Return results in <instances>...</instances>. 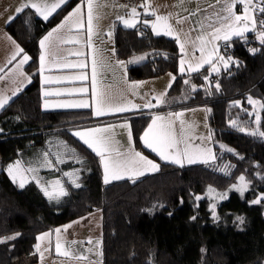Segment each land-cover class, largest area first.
Returning <instances> with one entry per match:
<instances>
[{
  "label": "trees",
  "instance_id": "16d2710c",
  "mask_svg": "<svg viewBox=\"0 0 264 264\" xmlns=\"http://www.w3.org/2000/svg\"><path fill=\"white\" fill-rule=\"evenodd\" d=\"M80 1L68 0L48 20L27 7L6 24L8 34L30 57L24 67L31 80L0 109V238L20 234L0 243V264H27L38 233L93 210L101 212V264H264V203H252L258 193H264V138L240 131L246 129L244 119L253 118L254 106L247 98L264 102V44L258 39L264 29L258 24L256 32L247 35V42L236 38L224 46L223 55L238 64L216 75L207 76L202 70L185 77L178 72L180 50L174 38L156 36L141 24L128 29L117 24L114 50L118 59L126 61L130 80L177 74L159 111L200 105L209 109L215 160L178 166L147 151L157 158L159 171L105 184L97 154L71 132L77 125L99 121L91 110L41 107L38 41ZM255 16L257 21L264 20L258 11ZM253 48L255 53L249 51ZM259 115V130L264 131V108L260 106ZM148 117L131 119L138 146ZM53 135L72 151L59 152L63 160H56L57 154L46 146ZM39 152L44 157L48 154L39 164L43 166L41 177L19 187L9 176L8 165L35 157L38 162ZM73 154L79 159H69ZM239 175L249 182L247 192L231 191L219 203V219L214 221L205 191L210 185L225 189ZM55 181L68 193L59 200L49 199L43 191ZM77 181L80 187L73 186Z\"/></svg>",
  "mask_w": 264,
  "mask_h": 264
},
{
  "label": "crops",
  "instance_id": "0c3cea01",
  "mask_svg": "<svg viewBox=\"0 0 264 264\" xmlns=\"http://www.w3.org/2000/svg\"><path fill=\"white\" fill-rule=\"evenodd\" d=\"M42 2L43 0H0V69H3V71L0 72V77H3V79H0V97L11 96L12 99L17 94H19L20 91L26 87L31 80L30 74L24 67L28 62L23 64L20 68L17 67L19 61L22 59L23 54L25 53H21L20 55L16 56L15 60L12 59V56L17 52V45L20 48L21 46L10 34H8L6 30V24L9 21V17L16 16V9L18 7H23V5L26 3L30 4ZM47 2L52 3L53 0H47ZM146 2L150 6V10L147 12L144 7H141V5L145 4ZM254 4L257 5L256 1H254ZM78 5L82 9L80 17V23L82 26L75 27L73 22L76 21L77 18L73 17L72 20L66 23L63 28H60L58 31L53 33L52 37L46 41V47L42 49L40 46V40L54 28H57V26L60 25L62 21H64L65 17L68 16L69 12H72L73 9H75ZM132 7L137 8V11L140 14L138 17L140 21H154L155 15L152 14V10H154L156 15L168 17L167 23L172 27V35L164 34L165 30L163 28L160 29L161 34L156 35L152 31L150 25L146 26L142 22L138 23L137 26L139 24L144 25L145 27L149 28V30L156 36H165L167 38L175 39L178 49L180 50V56L178 59V72L180 75H184L186 77L202 70H206V75L209 76L219 74L222 70H224L222 64L217 63V67L220 68L219 72H212L211 66L209 64H204L199 69V71L189 72L186 70L183 73L179 71L180 61L182 58L185 60L186 69L189 63L195 67L201 61V43L199 40H197V37L204 36L205 39L210 40V34L212 33L213 28L220 27L222 23L217 14L227 15V13L224 11L225 5L222 2L218 3V0H93V27L90 41L88 32L87 0H82L73 6L72 10L64 15L58 24L50 27V29L45 32V34L41 36L38 41L39 59L37 71L42 97L41 107L44 110L90 109L91 113L94 114L92 115L93 118L99 121L85 125H77V127L72 128L71 131L77 132L99 128L105 130L103 131V135L99 137L107 138L110 141L111 147L115 149V151L111 153L114 160L123 158L117 156V152L126 154L129 152V149H134L135 151L146 156L148 159L159 164L157 158L149 155L147 151H151L159 159L160 157L151 149L147 148L141 140V137L148 128L149 124L152 123L154 117L164 118L163 121H158V123L167 124L171 122V131L173 132L174 136L177 135V137L179 136V138H181L177 139V144H180L178 150H184V148H187L190 154H192L195 158H200L201 149L211 150L210 142L213 141L212 131L210 134V141L208 138L209 143L204 142L202 145H198L193 141L194 138H190L184 142V135L181 133H176L177 127H179L180 130L183 128L181 127L182 125L180 122L181 116H177L176 114L180 112L179 110L184 109L165 111H159L158 109L161 103H157V98L160 97L161 94H165L163 97L165 100L167 92L171 88L169 87V84L171 83L172 86L174 82L171 77L174 76L176 78L177 74L165 72L164 74L154 76L153 78L130 80L127 74L126 61L120 58L118 59L116 56L113 41L115 32L114 28L117 24H120V26L125 29L129 28L125 27L121 21L116 19V17L118 15H124L125 18H128V13ZM31 9L35 11L38 17L43 18V16L37 13L34 8ZM234 12L236 14H242L243 6L237 4ZM256 30L246 33V36L251 33H255ZM177 37L179 42L177 41ZM233 39H236V37H233ZM181 43L184 45L183 52L181 51L180 47ZM215 43L219 46L218 54L224 56V46H226L229 42L220 40L216 41ZM212 47L213 44L211 43L207 45L208 49ZM42 52L46 53L43 72L40 71V56ZM77 53H80V55H77ZM207 56L208 51L206 49L203 53V58H207ZM94 62L96 91L103 94L104 101V114L100 116L95 115L97 103L93 97ZM81 63L84 64V67L82 68L63 67V65H79ZM21 72L23 75L20 74ZM80 76H83L84 79H77V77ZM46 77H51L53 79L50 82L45 83ZM18 87H20L21 90L17 92L15 96H12V92ZM78 89H86L87 91H76ZM45 92L50 93V95L45 96ZM56 93H59V95ZM79 101L86 102L88 107L52 106L58 102ZM46 103L49 105V107H45ZM146 104H151L152 107H144ZM132 105H138L139 107L134 108ZM115 107H126L127 111L119 112L109 110L110 108ZM143 114H149V119L139 137L141 146H138L132 137L131 119L134 116H140ZM166 120L167 122H165ZM121 123L124 125H129L131 130V139H129V128H125L126 132H121V130H119V125H121ZM61 140L62 139L59 136L55 135L54 137H51L47 140L46 146L47 148L50 147V150H52L54 154L58 155V150L60 148L57 147V145L61 143ZM63 146L66 145L63 144ZM213 151L215 150L213 149ZM93 152L96 153L95 151ZM98 158L99 164H101L102 179L104 181L103 165L101 163L100 156H98ZM201 159L199 160L201 161ZM208 161L210 160L208 159ZM210 162L212 163V161ZM201 163L197 162L193 164ZM152 173L154 172H146L144 175L138 177H124L123 179L119 180H135L145 176L146 174ZM113 181L116 180H111L109 183ZM88 214L91 215L90 213ZM77 219L78 218H75L70 220L69 223L59 225L58 227L38 233L37 237L44 233H49L50 235L42 240H37L36 238L35 246L39 244V251H37V248L35 247L34 252L27 258L26 263L101 264V212L98 215L99 229H97L93 235H75L67 233L68 228L65 230V226L73 224V222H75L74 224H77ZM58 228L61 229V232L59 233V240L62 244L61 253H57L56 251L57 233L55 230ZM89 240H91V243H89ZM73 241H75V243H70ZM97 241H100V243L97 244ZM65 250H67L70 255H63L62 253Z\"/></svg>",
  "mask_w": 264,
  "mask_h": 264
},
{
  "label": "snow or ice",
  "instance_id": "6c2138e0",
  "mask_svg": "<svg viewBox=\"0 0 264 264\" xmlns=\"http://www.w3.org/2000/svg\"><path fill=\"white\" fill-rule=\"evenodd\" d=\"M223 3L225 5L224 11L227 13V15H220L217 14L218 18L222 21L220 27L213 28L211 35V39H205L204 36L197 37V40L201 43L200 51L202 53V59L201 61L194 67L192 64L187 65V69L185 68V60L182 58L180 61V69L179 71L181 73L185 72L186 70L189 72L199 71V69L204 64H209L211 66L212 72H219L220 68L217 67V63L222 64L223 68L227 70L231 64H238V61H235L233 57L228 56H221L218 54V45L215 43L216 41L223 40L225 42H230L233 37L238 38L239 40L247 42V36L246 33L250 31H255L257 29V25L259 24L260 28L264 29V20L257 21L255 13L258 11L261 14H264V0H259V5L254 4V0H218V3ZM67 3V0H53L52 3H48L47 0H43L42 3H30V4H24L23 7H18L16 9L17 14L23 11V8L31 7L36 10L37 13H39L45 20H48L50 16L53 15L58 9H60L63 5ZM237 4H240L243 6V13L242 14H236L234 12V9ZM87 6H88V32H89V41L91 38L92 33V27H93V0H87ZM141 7H144L146 12L150 10V6L147 4V2ZM82 9L78 5L75 9H73L72 12H69L68 16L65 17L64 21L61 22L60 25L57 26V28H54L51 32H49L45 37H43L40 40V46L42 49L46 47V41H48L54 32L58 31L60 28H63L66 23H68L70 20H72L73 17H76V21H74L75 27H81L82 24L80 23V17H81ZM152 14L155 15V20H143L140 21L138 19L139 12L137 11L136 7H132L130 12L128 13V18H125L124 15H118L116 17L117 20L121 21L125 27L129 28H135L138 23L142 22L146 26L150 25L152 28V31L156 35H160L161 31L160 29L163 28L165 30L164 34L172 35V27L170 24L167 23L168 17L156 15L154 10H152ZM13 19H15V16L9 17V21L11 22ZM258 39L262 44H264V30L259 31L258 33ZM177 41L179 42V39L177 37ZM211 43L213 44V47L208 49L207 45ZM181 51H184V45L183 43L180 44ZM207 49L208 56L207 58H203V53ZM250 52L255 53L257 49H249ZM23 53V49L20 48L17 45V52L12 56V59L15 60L16 56ZM77 55H80V53H77ZM46 58V53L42 52L40 56L41 61V69L40 71H44V62ZM140 60H143L144 57L138 58ZM30 60V57L27 54H23L22 59L19 61V64L17 65L18 68L22 67L23 64L27 63ZM123 63V62H120ZM63 67H84V64L79 65H63ZM3 69H0V72H2ZM23 75V73H20ZM0 79H3V77H0ZM51 77L45 78V83H48L52 80ZM58 79V78H57ZM77 79H84L83 76L77 77ZM171 79L174 81L175 77H171ZM207 79V77H205ZM142 83V82H138ZM184 83H188V81H184ZM169 87H171V83L169 84ZM195 86H193L194 88ZM216 88L219 89V84H216ZM21 90L20 87L16 88L12 92V96H15L17 92ZM76 91L85 92L86 89H78ZM59 95V93H56ZM50 95V93L45 92V96ZM164 95L161 94L160 97L157 98V103H164ZM93 97L96 100L97 103V109L95 112V115L100 116L104 114L103 109V94L98 93L96 91L95 87V62L93 63ZM248 103L252 104L254 106L253 111H255V106L258 104L261 108H264V102L260 101H254L251 96L248 98ZM11 100V96H4L0 97V109L4 108L5 105L9 103ZM236 104H239V101L235 102ZM53 107H88V104L84 101L79 102H58ZM45 107H49V105L46 103ZM132 107H139L138 105H132ZM144 107H152L151 104H146ZM109 110L112 111H127L126 107H115L110 108ZM171 115V114H170ZM177 116H180V113L176 114ZM163 117H154L151 124H149L148 128L145 130L143 136L141 137V140L143 141L144 145L151 149L153 152H155L161 160L166 162L175 163L178 165L183 166L184 163L193 164L197 163L198 159L195 158L192 154L189 153L188 149L185 148L183 152L177 150L176 152L172 153L169 151V149L175 148L178 141L176 140L173 132L171 131L172 124L171 122L165 124V123H158V121H163ZM260 115L256 114V123L259 125L260 123ZM235 127L236 122L232 121L230 122ZM125 128H129V125L125 124L123 125ZM105 131L103 129H90L86 131H77L74 133L75 136L79 137L80 140L84 142L89 148H91L93 151L96 152L98 156L101 158V163L103 165L104 169V183L107 184L111 180H119L123 179L124 176H130V177H138L144 175L146 172H156L159 171L160 165L158 163H155L153 160L148 159L146 156L142 155L140 152L135 151L134 149H129V152L126 154H122L117 152L116 155L123 157L122 159H113L111 153L115 151L111 147L110 141L107 138L103 137H97L94 134L98 132ZM240 131H248V134L254 135V136H260L264 138V131H260L259 127H257L254 130H247L245 128H240ZM210 138V137H209ZM129 139H131V130L129 128ZM229 151H232L229 149ZM107 153V155H106ZM47 153H45V157H47ZM208 159H215V156L211 154V150H207V158L203 160L204 163L208 162ZM62 162V161H61ZM47 163L50 165L51 161H47ZM21 162L16 161L14 164L8 165V174L12 178L13 182H16L17 177L20 178L19 187L23 188L25 186V183L27 182L26 177L24 175L25 172H33L35 169L28 168V169H22L20 167ZM67 175V174H66ZM35 179V177H33ZM241 181L240 186L233 185V188H236L241 195H243L244 191L247 189V183L245 182V178L241 176L239 178ZM39 182V181H37ZM76 187H80L79 184H76ZM43 191L45 196L49 197V199H55L59 200L60 197L66 196L68 193L65 191L63 186L60 184V181L52 182L51 190H49L48 187H43ZM210 191H214L210 189ZM220 196V199H225L226 194H218ZM197 200L201 199V197H196ZM261 200H264V194H261L257 199L253 200L252 203L258 204L261 202ZM181 203L183 201L181 200ZM213 209V216L215 217V205H212ZM196 217H192L191 219H195ZM238 220L243 223V218L238 217ZM70 227V225L65 226V230ZM55 232L57 233V241H56V251L57 253H61L62 244L59 240V233L61 232V229H56ZM19 233H16L13 236L9 237H2L0 238V243H6L8 240H14L17 236H19ZM49 233H44L41 236L37 237V240H42L45 237L49 236ZM75 243V241L70 242ZM89 243H91V240H89ZM100 241H97V244H99ZM37 248V251H39V244L35 246ZM65 256L70 255V253L65 250L62 253ZM102 255V253H100Z\"/></svg>",
  "mask_w": 264,
  "mask_h": 264
},
{
  "label": "rangeland",
  "instance_id": "374dc122",
  "mask_svg": "<svg viewBox=\"0 0 264 264\" xmlns=\"http://www.w3.org/2000/svg\"><path fill=\"white\" fill-rule=\"evenodd\" d=\"M179 111H180L179 113H181V115H180L181 116L180 117V122H181V125H182L181 127H183V128H181V130H180V128L177 127V132L176 133L177 134L181 133L182 135H184V138H185V139H183L184 142H186L190 138H194V140L193 139L192 140L195 142V144L202 145L204 142H208L209 143V141H210L209 137H210V134H211L210 126H208L209 115L207 114V112L209 113V109L206 106L200 105L199 107H194V108L193 107H188L187 109L179 110ZM251 113L253 114V118H251V115H249V117L245 118L244 122H243L244 124H247V126H246L247 130L249 129L250 126H252L249 129L250 131L256 129L257 127H259L257 125V123H256V114L257 113L259 114V105L258 104L255 106V111H252ZM91 115H94V114L91 113ZM165 122H167V120ZM123 125L124 124H122V123H121V125H119V130H121V132H126L125 127H123ZM103 133L104 132L102 131V132L95 133L94 135L99 137V136L103 135ZM175 138H176V140L177 139H181V138H179V136L177 137V135L175 136ZM208 138H209V141H208ZM57 142H60V141H57ZM61 143H59V145H57V147L60 148L58 150V152H60V154H62V155L66 154L67 151L72 153V151H70L71 149L69 148L68 145H66V143H64L62 140H61ZM210 143H211V151H212L211 154L213 156H215V151H213V149L215 150V148L213 147V141H211ZM63 144H65L66 146H63ZM179 145L176 144L175 148L169 149V151L174 153V151L178 150ZM221 147L223 148L224 145L221 144ZM179 151L183 152V150H181V149H179ZM38 155H39L38 156V162H37V157L30 159L27 163H24V162L22 163L20 161L21 162L20 167L22 169H28V168L35 169V171H33V172H25L24 173V175L26 177V180L33 179V177H35V179L37 180V179H39L41 177L39 175V173L42 170L43 166L41 167L39 164H43L44 161L46 160V157L42 156L41 152H39ZM200 155H201L200 158H197L198 159V163L203 162V160L207 158V150H202L201 149ZM57 156H58V159H56V160L59 161V159H61V158L63 160V156H61V155H57ZM57 156H56V158H57ZM69 159L78 160L79 156H76V155L73 154L71 157H69ZM199 159H201V161ZM209 160L213 161L215 159H209ZM210 161H208V162L211 163ZM184 165H189V164L184 163ZM241 176H243V175H239L235 179L236 182H234L233 184L228 185L227 187H225V189H218L214 185L213 186L212 185L208 186L207 190L205 191V195L209 199L210 215H211V217H212V219L214 221L219 219L217 208H218L219 203L224 200V199H220V196L218 194H226V197H228V195L230 194L231 191L240 193L236 188H233V185L240 186L241 181L239 180V178ZM124 177H130V176H124ZM16 182L18 184L20 183L19 176L17 177ZM245 182L247 183V189H248L249 188V182H248V180H245ZM76 184H79V181L75 182L73 184V186L74 185L76 186ZM210 189H212L214 191H210ZM247 189H246V191H244L243 194H245L247 192ZM49 190H51V189H49ZM261 194H264V193H261V192L258 193V195L253 200L257 199ZM197 197H200V196H197ZM261 202L264 203V200H261ZM212 205H215V217L213 216ZM99 213H100V210H94V211H92V213H90L91 215L88 214V215H85V216H83L81 218H78L76 220L77 224H74L75 222H73V224H70V227H68L67 233H69V234L71 233V234H75V235L76 234L77 235H82V234L83 235H93V233L96 232L97 229H99V226H98V224H99L98 223L99 222V220H98ZM263 213H264V209H263ZM27 264H29V262H27Z\"/></svg>",
  "mask_w": 264,
  "mask_h": 264
},
{
  "label": "built area",
  "instance_id": "2783aa9c",
  "mask_svg": "<svg viewBox=\"0 0 264 264\" xmlns=\"http://www.w3.org/2000/svg\"><path fill=\"white\" fill-rule=\"evenodd\" d=\"M254 1H256L257 5H259V0H254Z\"/></svg>",
  "mask_w": 264,
  "mask_h": 264
}]
</instances>
